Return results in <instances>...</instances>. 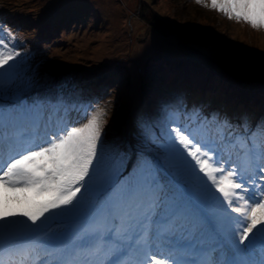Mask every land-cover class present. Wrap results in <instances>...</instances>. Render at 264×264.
<instances>
[{
  "label": "rangeland",
  "instance_id": "1",
  "mask_svg": "<svg viewBox=\"0 0 264 264\" xmlns=\"http://www.w3.org/2000/svg\"><path fill=\"white\" fill-rule=\"evenodd\" d=\"M255 129L264 0H0V264H264Z\"/></svg>",
  "mask_w": 264,
  "mask_h": 264
},
{
  "label": "trees",
  "instance_id": "2",
  "mask_svg": "<svg viewBox=\"0 0 264 264\" xmlns=\"http://www.w3.org/2000/svg\"><path fill=\"white\" fill-rule=\"evenodd\" d=\"M16 19H20V17H17ZM27 24V23H26ZM150 25H151V27L155 30V31H157V32H159V33H161V34H165L166 32H167V30L169 29V28H171V25L169 24V23H167L163 18H161L160 16H158V15H156V14H153L152 15V18H151V20H150V23H149ZM20 26H24V24H21V22H20ZM54 29L56 30V31H53V30H48V36H49V38H51V37H53V34H55V33H58V31L59 30H57V26H56V28L54 27ZM172 29V28H171ZM120 64H122V63H120V62H115V63H109V64H107V63H105V64H103V66L102 67H99V71H101L102 69H103V71H104V76H110V75H112V73H113V75L114 74H116V75H118V72L120 71V69H121V71H122V69L124 68L125 70H127V68L122 64V67L120 66ZM74 66V64L71 66V67H73ZM74 68H80V66H74ZM67 71V70H66ZM66 71H61L60 73H63V72H66ZM112 71V72H111ZM60 73H58V74H56L55 75V78L56 79H58V78H60V76H58V75H63V74H60ZM108 73V74H107ZM144 89L146 88V86H147V83L149 82V80L151 79L150 78V76H146V74H144ZM54 80V81H56L57 82V80ZM43 92H44V90H37V91H35L34 93H31L29 96H28V101L29 102H31V101H33V100H35V98L36 97H38V96H40V95H42L43 94ZM144 92H146V90H144ZM127 99V98H126ZM37 102V101H36ZM127 102L128 101H126V104H124L123 105V107H127ZM130 103V102H129ZM3 105V104H2ZM41 106L42 107H45V105L43 104V103H41ZM129 106V105H128ZM13 107V105H9V106H7V109L8 108H12ZM127 109V108H126ZM122 113H124V108H123V112ZM6 114H8V113H6ZM113 114H115V111L113 110ZM11 115H13V114H11ZM111 121V120H110ZM121 126H122V124H121ZM218 129H220V128H217L216 130H218ZM1 130H3L2 132H7V128L6 129H1ZM213 133H215V134H217L216 133V131H213ZM3 137H6V138H8V140H10V139H14V138H16V135H15V133L14 134H12L11 136H9V134H7V135H4L3 134ZM241 138V137H240ZM239 138V139H240ZM242 140V139H241ZM247 142H250V143H252V144H254V145H252V146H254V147H258V145L260 144V143H262V142H264V132L262 133V132H260V130H258V129H255V132L254 133H250L249 134V137H248V139H247ZM263 145H264V143H263ZM245 150H248L249 152H254V150H253V147L251 148V147H248V148H245ZM259 152V151H258ZM245 153V152H244ZM243 153V154H244ZM243 154H239L238 156H242ZM245 157H247V156H245ZM254 163V162H253ZM131 163H129V165H130ZM128 167V166H127ZM126 195H129V191L128 192H126V194H125V196ZM128 197V196H127ZM177 217H179V216H177ZM158 218V217H157ZM156 218V219H157ZM181 218V217H180ZM180 218H175V220L174 221H179V219ZM182 219V218H181ZM204 227H205V225H204ZM205 236V235H204ZM202 237V236H201ZM154 238V236H152V239ZM201 240V239H200ZM203 241V240H202ZM207 241V240H206ZM204 243H206L205 242V240L203 241Z\"/></svg>",
  "mask_w": 264,
  "mask_h": 264
},
{
  "label": "bare ground",
  "instance_id": "3",
  "mask_svg": "<svg viewBox=\"0 0 264 264\" xmlns=\"http://www.w3.org/2000/svg\"><path fill=\"white\" fill-rule=\"evenodd\" d=\"M163 249V247H160V251ZM163 252H166L165 250H162Z\"/></svg>",
  "mask_w": 264,
  "mask_h": 264
}]
</instances>
